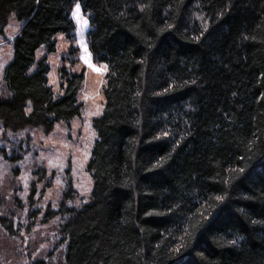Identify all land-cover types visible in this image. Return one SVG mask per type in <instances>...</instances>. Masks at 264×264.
<instances>
[{"label":"trees","instance_id":"trees-1","mask_svg":"<svg viewBox=\"0 0 264 264\" xmlns=\"http://www.w3.org/2000/svg\"><path fill=\"white\" fill-rule=\"evenodd\" d=\"M74 3L106 74L89 199L67 206L69 180L42 217L63 218L58 264H264V0H0V34L19 24L3 128L49 132L80 114L84 73L58 68L55 93L36 57L71 36Z\"/></svg>","mask_w":264,"mask_h":264},{"label":"rangeland","instance_id":"rangeland-1","mask_svg":"<svg viewBox=\"0 0 264 264\" xmlns=\"http://www.w3.org/2000/svg\"><path fill=\"white\" fill-rule=\"evenodd\" d=\"M77 4L74 3L70 11L74 24L71 36L57 34L55 52L47 53L40 47L36 57L47 56L48 84L55 93L59 92L58 68L64 66L72 72L84 73L77 93L80 114L69 124L55 123L49 132L31 127L13 132L0 123V217L10 221L12 229V233L7 231L0 221V264H29L39 258L52 259L48 261L50 264H58L63 248L58 243L63 218L59 215L47 223L42 222L45 210L48 206L58 209L69 180L76 195L66 202L67 206L79 207L89 199L92 180L85 167L95 139L92 119L103 110L106 68L96 63L88 50L90 24L80 5L74 15ZM82 19L88 21L87 27L79 23ZM18 30L19 24L11 15L0 34V90L3 69L11 60L12 41ZM15 169H18L17 174H14ZM40 171L45 175L39 179ZM32 183H35V195L31 204ZM36 210L39 213L35 218ZM51 251V258H47Z\"/></svg>","mask_w":264,"mask_h":264},{"label":"snow or ice","instance_id":"snow-or-ice-1","mask_svg":"<svg viewBox=\"0 0 264 264\" xmlns=\"http://www.w3.org/2000/svg\"><path fill=\"white\" fill-rule=\"evenodd\" d=\"M78 12H79V5L77 4L74 15L77 14ZM79 23L81 24L82 27H87L88 25V21L86 19L80 20ZM13 31H16V29L14 28Z\"/></svg>","mask_w":264,"mask_h":264}]
</instances>
